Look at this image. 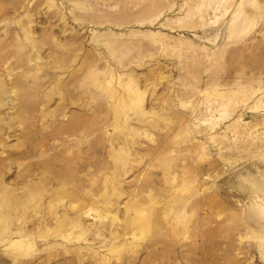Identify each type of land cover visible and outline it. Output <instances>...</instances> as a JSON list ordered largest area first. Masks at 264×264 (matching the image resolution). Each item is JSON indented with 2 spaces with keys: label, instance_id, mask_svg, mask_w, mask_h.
<instances>
[{
  "label": "rangeland",
  "instance_id": "1",
  "mask_svg": "<svg viewBox=\"0 0 264 264\" xmlns=\"http://www.w3.org/2000/svg\"><path fill=\"white\" fill-rule=\"evenodd\" d=\"M0 264H264V0H0Z\"/></svg>",
  "mask_w": 264,
  "mask_h": 264
}]
</instances>
